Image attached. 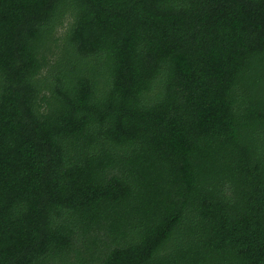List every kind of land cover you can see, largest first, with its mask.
<instances>
[{
  "label": "trees",
  "instance_id": "16d2710c",
  "mask_svg": "<svg viewBox=\"0 0 264 264\" xmlns=\"http://www.w3.org/2000/svg\"><path fill=\"white\" fill-rule=\"evenodd\" d=\"M0 264H264V0H0Z\"/></svg>",
  "mask_w": 264,
  "mask_h": 264
}]
</instances>
